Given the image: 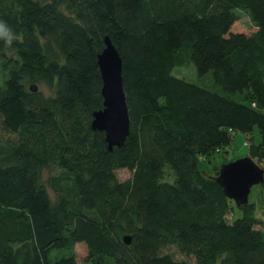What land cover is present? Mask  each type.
I'll list each match as a JSON object with an SVG mask.
<instances>
[{"label":"trees","instance_id":"trees-1","mask_svg":"<svg viewBox=\"0 0 264 264\" xmlns=\"http://www.w3.org/2000/svg\"><path fill=\"white\" fill-rule=\"evenodd\" d=\"M0 21V264H264L252 203L203 164L256 129L264 159V0H0ZM106 37L130 116L112 149L92 127Z\"/></svg>","mask_w":264,"mask_h":264},{"label":"water","instance_id":"water-1","mask_svg":"<svg viewBox=\"0 0 264 264\" xmlns=\"http://www.w3.org/2000/svg\"><path fill=\"white\" fill-rule=\"evenodd\" d=\"M106 47L99 54V66L103 78L102 95L104 108L94 113L92 127L104 131L109 148L122 146L130 132V116L123 81V61L111 41L105 39ZM38 91L37 85L31 86ZM215 179L223 186L227 196L241 208L250 202L254 186L264 181V169L251 156L241 157L223 164ZM130 244L131 238L125 237Z\"/></svg>","mask_w":264,"mask_h":264},{"label":"rangeland","instance_id":"rangeland-1","mask_svg":"<svg viewBox=\"0 0 264 264\" xmlns=\"http://www.w3.org/2000/svg\"><path fill=\"white\" fill-rule=\"evenodd\" d=\"M243 25H245L246 28H249V30L253 29L252 22L247 16H243V19L238 24V27L243 28ZM174 72L178 76L185 77L190 81L198 82L200 79L193 64H188L185 67H178L174 70ZM42 89H45V91L47 90L44 86H42ZM46 92L49 93L48 91ZM12 139L13 136L4 131L0 123V142L11 141ZM260 139V133L257 129L252 134L245 135L242 133H237L233 136L230 145L226 149H221V151L217 152L212 158L206 159L204 161V168L208 173H213L218 168L220 170L223 164L229 163L230 161L241 157L250 156L251 145H258L260 143ZM255 161L261 168L264 169V159H258ZM118 176L122 180H125L131 176V173L127 169H122L118 171ZM47 177L48 175L46 172L45 178ZM250 202L253 205L255 216L259 220L257 228L264 229V197L260 187L257 185L254 186L251 191ZM239 213L236 209H233L229 215V219L232 220L234 217L238 216ZM165 251L171 252L177 259L194 262L193 258L187 257L178 252L176 247H170ZM75 253L78 261L81 263L86 262V260L88 259V248L85 243H78L75 246ZM53 255L55 256L56 252H54Z\"/></svg>","mask_w":264,"mask_h":264},{"label":"clouds","instance_id":"clouds-1","mask_svg":"<svg viewBox=\"0 0 264 264\" xmlns=\"http://www.w3.org/2000/svg\"><path fill=\"white\" fill-rule=\"evenodd\" d=\"M0 37L6 38L8 43L14 38L12 29L4 21H0Z\"/></svg>","mask_w":264,"mask_h":264}]
</instances>
